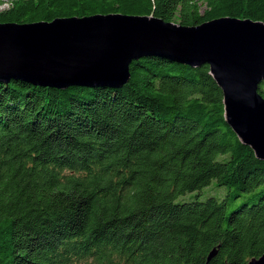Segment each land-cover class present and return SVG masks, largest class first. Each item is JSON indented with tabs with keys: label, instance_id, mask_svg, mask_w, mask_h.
<instances>
[{
	"label": "trees",
	"instance_id": "1",
	"mask_svg": "<svg viewBox=\"0 0 264 264\" xmlns=\"http://www.w3.org/2000/svg\"><path fill=\"white\" fill-rule=\"evenodd\" d=\"M0 8V23L109 13L185 26L222 16L264 22V0ZM128 71L115 88L0 81V264H248L264 253V160L225 123L207 65L147 56ZM211 179L227 187L223 198L191 193Z\"/></svg>",
	"mask_w": 264,
	"mask_h": 264
},
{
	"label": "water",
	"instance_id": "2",
	"mask_svg": "<svg viewBox=\"0 0 264 264\" xmlns=\"http://www.w3.org/2000/svg\"><path fill=\"white\" fill-rule=\"evenodd\" d=\"M147 56L207 65L221 91L225 123L264 160V97L257 91L264 79V22L222 16L185 26L109 13L0 23V81L115 88L128 81L130 62ZM248 264H264V253Z\"/></svg>",
	"mask_w": 264,
	"mask_h": 264
},
{
	"label": "rangeland",
	"instance_id": "3",
	"mask_svg": "<svg viewBox=\"0 0 264 264\" xmlns=\"http://www.w3.org/2000/svg\"><path fill=\"white\" fill-rule=\"evenodd\" d=\"M3 8H6L7 5H2ZM1 9V8H0ZM260 87L264 88V83L260 84ZM197 192V198L198 199H204L208 196L216 197L217 199L223 198L227 194V187L223 185H216L215 180L211 179L205 186H202L198 190H194L191 193ZM189 194L184 195V198H187ZM179 197H177L178 199ZM242 197H236L234 198L230 204H229V209L235 207L242 201Z\"/></svg>",
	"mask_w": 264,
	"mask_h": 264
}]
</instances>
